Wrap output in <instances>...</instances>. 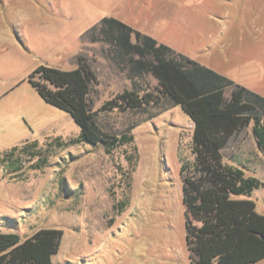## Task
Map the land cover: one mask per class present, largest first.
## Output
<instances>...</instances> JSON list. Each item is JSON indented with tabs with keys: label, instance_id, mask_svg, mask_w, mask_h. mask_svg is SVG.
Wrapping results in <instances>:
<instances>
[{
	"label": "rangeland",
	"instance_id": "obj_1",
	"mask_svg": "<svg viewBox=\"0 0 264 264\" xmlns=\"http://www.w3.org/2000/svg\"><path fill=\"white\" fill-rule=\"evenodd\" d=\"M111 16L264 97V0H0V232L24 239L62 229L54 264H189L179 168L194 159L193 122L166 98L100 110L124 89L160 95L150 73L131 77L113 45L99 39V23ZM78 55L97 75L89 98L100 128L127 132L131 142L110 151L102 142L69 143L80 127L28 81L41 64L76 67ZM251 127L222 155L262 181L236 197L264 213V152ZM32 141L41 156L20 153ZM42 156L45 166L33 168Z\"/></svg>",
	"mask_w": 264,
	"mask_h": 264
},
{
	"label": "trees",
	"instance_id": "obj_2",
	"mask_svg": "<svg viewBox=\"0 0 264 264\" xmlns=\"http://www.w3.org/2000/svg\"><path fill=\"white\" fill-rule=\"evenodd\" d=\"M96 34L113 45L131 77L150 73L160 94L124 89L104 101L100 110H137L166 98L179 104L193 122L194 159L179 168L189 264H248L263 259L264 213L256 211L253 199L236 197L250 196L263 183L246 175L241 164L224 162L222 150L232 136L252 124L257 147L264 152V97L115 17L102 18ZM28 81L45 102L68 112L80 127L78 138L69 143L102 142L110 151L133 140L127 132L111 134L100 128L89 98L97 75L83 55L69 70L38 65ZM54 140L62 146L60 137ZM36 144L24 143L20 153L41 156L31 148ZM41 158L43 164L33 168L45 166L46 157ZM16 162L13 171L21 168V161ZM62 235L60 228H39L24 239L15 232H0V264H54L52 255Z\"/></svg>",
	"mask_w": 264,
	"mask_h": 264
},
{
	"label": "crops",
	"instance_id": "obj_3",
	"mask_svg": "<svg viewBox=\"0 0 264 264\" xmlns=\"http://www.w3.org/2000/svg\"><path fill=\"white\" fill-rule=\"evenodd\" d=\"M173 48V47H172Z\"/></svg>",
	"mask_w": 264,
	"mask_h": 264
}]
</instances>
